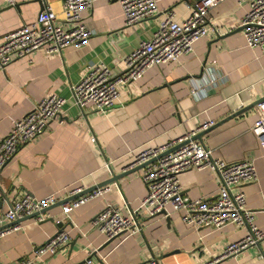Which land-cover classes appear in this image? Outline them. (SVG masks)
I'll return each mask as SVG.
<instances>
[{"label":"crops","instance_id":"0c3cea01","mask_svg":"<svg viewBox=\"0 0 264 264\" xmlns=\"http://www.w3.org/2000/svg\"><path fill=\"white\" fill-rule=\"evenodd\" d=\"M196 0H155L159 11L171 8L174 17H185L187 4ZM47 4L61 21L60 0H0V40L4 34L34 19ZM248 0H222L207 11L215 21L197 39L192 50L177 60L155 64L139 78L118 85L117 102L97 110L81 109L71 97V87L79 81L86 64L104 63L113 75L125 69L122 60L140 42L150 37L161 14L133 25L122 22L118 0H94L80 11L93 33L85 42L62 47L60 51L35 50L14 58L0 70V139L14 119L26 113L46 94L65 98L62 123L51 120L45 131L18 148L0 167V213L24 194L42 197L54 192L66 196L74 186L86 188L119 173L133 161L139 148L159 146L198 132L201 124L212 126L200 139L211 155L224 161L252 159L256 179L231 187L244 193L254 223L264 234V146H258L249 126L256 119L254 106L222 119L264 96V51L246 44L239 29ZM221 77L213 87L191 93L190 77ZM196 76V77H194ZM204 76V77H205ZM110 161V170L104 163ZM139 170L105 184V191L69 211L57 225L60 205L48 208L51 218L22 219L20 226L0 237V264H14L44 243L49 235L64 230L69 240L52 253L35 257L37 264H78L88 255L103 264H140L154 258L157 264H264V238L236 254L219 257L229 242L245 235L246 228L233 223L219 227H195L180 219L181 210L166 207L148 216L139 200L146 187ZM182 194L209 198L216 193L217 179L209 169L186 170L179 175ZM2 192V193H1ZM106 202L122 213L134 210L141 230L121 233L111 239L99 233L91 218Z\"/></svg>","mask_w":264,"mask_h":264},{"label":"built area","instance_id":"2783aa9c","mask_svg":"<svg viewBox=\"0 0 264 264\" xmlns=\"http://www.w3.org/2000/svg\"><path fill=\"white\" fill-rule=\"evenodd\" d=\"M12 3L13 0H4ZM94 0H60L61 21L49 5L43 4L34 19L25 22L15 30L4 34L0 40V70L14 58L25 57L35 50L43 52L60 51L62 47L72 44L79 46L93 33V29L85 25L80 11L90 8ZM222 0H196L187 4L189 9L185 17L176 19L171 8L159 11L155 0H118L121 8L122 22L125 26L133 25L142 19L159 12L161 17L157 25L146 40L140 42L123 57L124 71L113 75L102 62L86 64L85 71L71 87V97L81 109L93 106L102 110L113 106L118 99V85L132 82L152 65L175 61L178 56L192 50L193 43L205 37L208 29L215 30V21L207 16V11ZM249 7L240 17L239 27L250 47L264 51V0H248ZM205 76V75H204ZM203 76L190 77L191 93L201 91L204 95L206 87H213L224 81L221 77ZM65 98L54 93L46 94L38 100L31 109L14 119L10 129L0 139V167L5 164L15 151L28 143L36 135L45 131L51 120L57 119L62 123L60 115ZM257 117L249 126L258 146H264V97L254 105ZM211 120L201 124L200 129L206 128ZM194 131L184 135L177 141L159 146H144L136 152L130 165L155 159L145 163L139 169V179L146 187V192L139 200L144 213L153 216L160 210L168 214L166 207L181 210L180 219L195 227H219L233 223L246 228V233L240 239L229 242L219 257L236 254L248 245L257 243L264 238V234L254 223L252 213L247 206L241 189L232 191L231 187L245 184L256 179L255 165L252 159L224 161L211 155V148L206 147L201 139L191 138ZM182 142L172 151L161 154L177 142ZM157 156V157H156ZM110 161L104 167L110 170ZM193 169H210L217 179L216 193L209 197H192L182 194L179 175ZM83 187L74 186L68 190L66 196L81 191ZM105 185L77 197L66 198L51 192L42 197L24 194L13 199L8 208L0 213V237L17 229L20 224L18 218L41 211L50 204L58 202L59 217L55 221L66 219L70 210L78 207L84 201L97 197L105 191ZM66 198V200H64ZM134 210L122 213L121 209L106 202L102 209L90 220L92 226L105 238H111L121 233L134 234L141 230V221L135 218ZM52 219V214L39 212L33 216L34 221L46 218ZM9 223V224H8ZM70 236L67 231L59 230L31 250V256L17 259L14 264H37L35 257L43 253H52L60 246L67 244ZM212 260L204 264H211ZM78 264H103L93 261L86 255ZM140 264H157L156 259L150 258Z\"/></svg>","mask_w":264,"mask_h":264},{"label":"water","instance_id":"95a60500","mask_svg":"<svg viewBox=\"0 0 264 264\" xmlns=\"http://www.w3.org/2000/svg\"><path fill=\"white\" fill-rule=\"evenodd\" d=\"M237 29L240 30V27H238ZM263 97H264V96L260 97L259 99L255 100V101H253V102H251V103H249V104L243 105V107H241V108L235 110V111L232 112L230 115L225 116V118L222 119V121H220V122H223V121H225V119H227V118H229V117H231V116L237 115L238 113L243 112L245 109H247V108L250 107V106H254L257 102L261 101V99H262ZM211 127H213V125H212V126H207V127L204 128L203 130H200V131H198V132H195V134H193V135L191 136V138H196V139H199V140H200V137H201L204 133L208 132V130H209ZM182 142H184V141L177 142L176 144H173L170 148H168V149H166L165 151L161 152V153L158 154L157 156L172 151V149H173L174 147L178 146V145L181 144ZM157 156H156V157H157ZM154 159H155V157H154V158H150V159H148V160H146V161H143V162L137 163L136 165L125 166V168H124L123 170H121L119 173H111L107 178L102 179L100 182H97V183H95V184H92V185H90V186H88V187L82 189L81 191H79V192H77V193H74V194H72V195L66 196V198L68 199V198H70V197H77V196H80V195L84 194L85 192H88V191H91V190H93V189H96L97 187H101V185H105V184L110 183V182H115V181H117V180L119 179V177L124 176V175H126V174H129V173H131V172H136L137 170H139V169L141 168L142 165H144L145 163H148V162H150V161H153ZM130 164H131V163H130ZM130 164H128V165H130ZM1 193H2V192H1ZM66 198H64V200H66ZM55 204H58V202H56V203H54V204H50V205H48V207H45L44 209H42V210L39 211V212H43V211H45V210H48V208H50L51 206H54ZM39 212H38V211L32 212V213H30L29 215H25V216H23V217H21V218H18V219H16V220H13V221L16 222V221H20V220H22V219L30 218V217L36 215V214L39 213ZM160 212H164V211H163V210H160L159 213H160ZM56 223H57V225H59L61 222H60V221H57ZM8 224H9V223H8ZM111 238H112V237H111ZM111 238H108V240L111 239Z\"/></svg>","mask_w":264,"mask_h":264}]
</instances>
